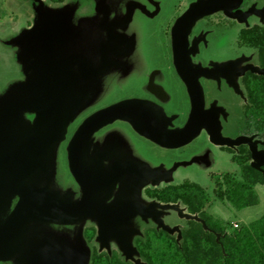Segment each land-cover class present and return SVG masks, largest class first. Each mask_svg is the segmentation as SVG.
<instances>
[{
	"label": "flooded vegetation",
	"instance_id": "flooded-vegetation-1",
	"mask_svg": "<svg viewBox=\"0 0 264 264\" xmlns=\"http://www.w3.org/2000/svg\"><path fill=\"white\" fill-rule=\"evenodd\" d=\"M142 4L145 7L141 13H136V19L145 21L147 27L143 30L146 34L149 33L150 26L161 31L166 51L162 57L163 61L166 59L169 62V66L167 71L162 65L142 73L140 77L135 74L134 76L139 78L138 81L130 83L132 81L127 79L131 92L129 95L115 99L114 102L112 100L103 103L99 109L94 110L92 114L119 103H127L133 108L129 115L130 121L116 119L95 130L84 153L88 164L93 160L97 162L100 179L118 177L112 187H103L100 198L106 197L102 201L104 205L112 206L117 199L123 203L142 205L153 201L160 204H179L185 214L195 215L202 220L197 213H189L180 201L165 203L150 194L160 193L167 187L184 188L186 184L198 185L186 178L178 183L173 182L176 180L177 172L185 166H192L196 174L206 171L212 179L210 191L217 188V182H222L224 175L242 177L246 165L250 166L252 160L248 145L243 143L231 146L215 145L211 141L214 135L220 134L222 139L229 140L246 137L264 143L256 131L258 129L248 126L245 116L249 103L247 80L252 76L264 77L247 70L249 67L264 70V67L258 61L256 52L246 47V32L251 29L264 31V1L227 0L222 2L221 9L217 7L215 10L213 0H189L186 6L178 8V12L175 11V14L167 17L163 13L162 1L144 0ZM207 4L209 8L204 7L192 15L187 14L195 5ZM222 39L224 40L220 41ZM142 42L140 40V43ZM110 46L108 50L110 56L106 55L103 58L98 55L96 59L83 54L85 52L83 42L77 44V50L70 46L62 47L64 55L56 49L60 58L78 55L84 62L90 58L93 62V65H90L97 69V76L87 81L85 64L80 67L75 64L69 68L74 74L76 72L79 79L78 92L82 97L85 93H88L90 99L91 95H96L100 87V84L97 85L99 79L101 81V77L112 73L111 71L117 67L123 68V65L119 66L120 64L115 61L116 58L132 53L136 43L134 46V38L131 36L115 33ZM104 60L109 63L108 72L98 75L103 68ZM168 69L172 71L168 72ZM91 82L96 84L93 92L87 87ZM113 82L111 78L110 83L115 87ZM117 87L126 89L119 84ZM173 89L179 91L182 97L180 101H176ZM178 102L180 103L177 104ZM234 114H237L235 120ZM91 115L82 118L79 125ZM28 118L30 119V116ZM113 124H119L120 132L108 133L109 129H113ZM189 126L194 134L190 136L188 133L186 143L177 146V143L182 142L181 132ZM76 128L71 132L67 131L65 140L61 142L65 145L59 148L60 152H65L67 168V147ZM257 150H264V146L258 143ZM191 159L192 163L187 164ZM230 163L231 170L223 169ZM68 173L72 188L69 186L65 188H70L69 194H72L73 201L79 200L82 191L71 176L69 168ZM153 182L158 184L153 185ZM127 194H135V198L129 197L128 200ZM14 204L15 200L12 205ZM134 219L140 232L150 224L156 229L151 220L145 222L138 216ZM183 221L187 220L181 219V223L175 225L181 226V229ZM207 230L209 231L208 228ZM83 233L91 249L90 257L94 249L97 253H106L110 256L115 252L122 257L114 242L109 243V251L99 250V244L96 242L97 227L93 221L83 226ZM135 238L137 236L132 239L133 246ZM13 260L10 259L5 264H15Z\"/></svg>",
	"mask_w": 264,
	"mask_h": 264
},
{
	"label": "water",
	"instance_id": "water-1",
	"mask_svg": "<svg viewBox=\"0 0 264 264\" xmlns=\"http://www.w3.org/2000/svg\"><path fill=\"white\" fill-rule=\"evenodd\" d=\"M36 1L39 8H43L42 1ZM225 1L227 0H213L212 5L215 10L217 7L221 9L222 2ZM204 7L209 8L208 4L195 5L187 14L192 15ZM47 14L38 13L42 17L39 21H43L45 25L43 28L35 29L36 31L32 28L29 32H24L18 40H14L17 51L22 53V57L18 56V61L23 64L26 73L30 72V83L16 84L0 102V107L3 105L18 108L16 111L21 117L24 113L35 115L33 123L24 120L22 122L17 117L5 118L6 113L0 109V261L14 259L15 264H89V255L85 261L80 260L82 258L78 255L79 261L73 258L63 262V251L50 244L54 236L45 229L44 224L82 225L86 219H92L97 227L96 242L99 250L109 251V243L114 242L124 260L133 264H144L132 243V239L140 235V231H136L131 222L137 216L143 221L151 220L157 230L168 235L176 234V241L181 239L180 228L164 224L161 216L165 210L177 212L180 219L199 222L207 230L202 220L195 215L185 214L179 204H160L153 201L142 205L123 203L120 199L112 206L103 204L102 201L106 198H100L103 187H112L118 177L100 179L97 162L93 160L88 164L84 149L92 133L100 126L116 119L130 121L129 115L133 108L127 103L112 105L92 114L76 128L70 138L67 147L68 168L82 191L79 200L73 201L69 192L50 191L48 186H34L30 183L31 177L38 171L47 173L51 163V157L48 156L65 140L69 125L90 99L88 93L82 97L78 92L79 79L76 72L74 74L69 68L75 64L79 67L85 64L86 80L97 76V69L90 65H93L91 60L86 59L84 62L78 55L67 58L57 56L56 49H59V45V53L64 55L62 47L67 46V39L55 34L60 31L59 26L56 23L51 25L46 18ZM35 43L40 54L32 55L29 50L28 56L24 57L23 52L35 49L31 47ZM110 47V43L101 44L100 55L103 58L110 53ZM103 63L98 75L108 72L109 63L106 60ZM247 70L264 75V70L256 67H249ZM199 103L202 104V101ZM190 128L189 126L181 132L182 142L177 143V146L185 144V138L194 134ZM211 141L215 145H248L252 159L251 168L264 176V150H257V144L264 146L263 142L246 137L222 139L220 134L214 135ZM13 200L15 204L11 206ZM30 223L37 225L36 231L39 232L35 234L38 235L37 238L27 240Z\"/></svg>",
	"mask_w": 264,
	"mask_h": 264
},
{
	"label": "rangeland",
	"instance_id": "rangeland-1",
	"mask_svg": "<svg viewBox=\"0 0 264 264\" xmlns=\"http://www.w3.org/2000/svg\"><path fill=\"white\" fill-rule=\"evenodd\" d=\"M41 1L43 8H39L40 5L36 0H0V102L6 97V94L10 92V88L18 83L28 84L32 79L29 77L30 72L26 73L23 64L18 61V56L22 57V53L21 51H17L18 49L14 46V40H18L24 32L27 33L32 28L35 30L45 26L42 23L43 21H39L41 16H39L38 13H48V17L46 18L49 19L50 24L54 25V23H56L55 25L59 26L60 31L55 34L66 38L67 46L74 47L77 50V44L83 42L85 44V52H83V54L92 59H96V57L100 55L101 44H109L114 38L115 33H119L126 37L131 36L134 38V46L136 43V48L132 53L116 58L115 61L120 64L119 66L123 65V68L117 67L111 71L112 73L101 77V81L99 79L97 85L100 84V87L98 88L97 94L94 96L91 95L92 98L90 101L84 105L75 120L69 125L67 129L69 132L79 125L82 118L86 117L88 114L91 115L94 110L99 109L103 103H109L112 102V100L114 102L115 99L118 100L120 97L129 95L131 93L128 88L130 80L132 81L130 83H134L138 81V77H140L142 73L149 72L162 65L165 66V70L167 71L169 62L166 61V59L163 61L164 57L162 56L166 54V51L163 47L161 31L159 32L157 28L154 29L153 26H150V29L148 28L149 33L146 34V31L143 30V28L147 27L145 21L142 22L136 19V13H141L145 7V5L142 4L144 0ZM146 1L153 2L154 0ZM160 1H162L161 5L166 17L173 13L175 14L178 8L182 9L189 3V0ZM140 40L143 42L140 43ZM146 40L148 41L147 43ZM223 40L224 39L220 41ZM36 45L35 43V45L31 46L35 49L25 50L23 52L24 57L28 56L29 50L32 55H39L40 53ZM107 55L110 56V53ZM171 71L168 69V72ZM135 74L138 77L134 76ZM109 77L113 78L115 87H113V84L111 85V78ZM170 80L172 79L170 78ZM117 84L126 89L118 88ZM95 85L96 84L91 82L87 84V87L90 88L91 91H95ZM173 90L175 92L176 101H180L182 97L179 91L177 89ZM225 102L227 103L228 100ZM2 103L5 104L4 101ZM179 103L180 102L177 104ZM0 109H3V113H6L4 115L5 118L17 117L21 119L22 122L24 120V122L29 121L33 123L34 114L24 113L23 117H21L16 111L18 109L16 107L12 108L2 105ZM26 115L30 116V119ZM236 118L237 114H234V120ZM111 131H113V133L114 131L120 132L119 124H113V129H109L108 133H111ZM62 145L65 144L59 143L56 149H54V153L48 156L51 157V163L47 173L38 171V173L31 177L30 183L32 185L48 186L50 191H59L60 193L71 191L70 188L72 187L70 186H72V184L69 179L65 152L62 153L59 150ZM62 149V151H64V148ZM188 163H192V159L187 162V164ZM223 169L231 170V163L225 165ZM184 178L196 182L199 186L204 188V190H211L212 179L204 170L201 174H196L192 166H185L177 172L176 180L173 182H181ZM68 186L70 188L66 189L65 187ZM255 192L257 195V203L253 206L239 210L228 203L216 201L208 205L205 210L215 218L230 221L233 228H236V226L240 224H248L264 212V186H256ZM129 195L130 194H127L128 197L126 199L130 200L129 197L135 198V194ZM161 219L164 224L169 227L178 226L181 223L178 213L173 210L163 211ZM91 220L92 219H86L82 222V225H43L45 229L54 236L50 244H53L55 248H59L63 251V257L61 259L63 262L73 260V258L79 261L78 255L82 258L80 260L85 261L86 256H90L91 249L84 237L83 226L87 222H91ZM134 220L135 219L131 221L134 229L140 231L139 226ZM180 227L181 226H179V228ZM37 229L38 226L33 223L28 225L27 240L29 238H37L38 235L35 236L36 232H39L36 231ZM143 235L144 234L140 232V235H137V237H142ZM34 245H36V243ZM6 261L8 260L4 259L0 261V264H5Z\"/></svg>",
	"mask_w": 264,
	"mask_h": 264
},
{
	"label": "trees",
	"instance_id": "trees-1",
	"mask_svg": "<svg viewBox=\"0 0 264 264\" xmlns=\"http://www.w3.org/2000/svg\"><path fill=\"white\" fill-rule=\"evenodd\" d=\"M246 47L256 52L264 67V31H247ZM246 86L249 95L246 121L248 126L258 129L256 131L264 140V77L252 76ZM258 185L264 186V176L246 165L242 177L224 175L223 181L217 182V188L212 191L196 184H186L184 188L167 187L160 193H151L161 202L180 201L189 213L199 215L209 231L196 221H183L181 239L176 241V235L156 230L150 224L143 229L144 235L134 240L140 259L144 264H264V212L248 224L233 228L230 221L215 218L204 211L216 201L239 210L253 206L257 203L255 187ZM89 264L132 263L124 261L118 253L108 256L94 249Z\"/></svg>",
	"mask_w": 264,
	"mask_h": 264
}]
</instances>
